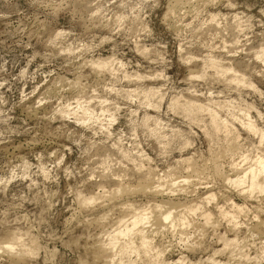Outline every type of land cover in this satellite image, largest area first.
Wrapping results in <instances>:
<instances>
[{
    "label": "rangeland",
    "instance_id": "1",
    "mask_svg": "<svg viewBox=\"0 0 264 264\" xmlns=\"http://www.w3.org/2000/svg\"><path fill=\"white\" fill-rule=\"evenodd\" d=\"M262 7L264 0H0V217L17 220L24 251L40 248L37 264H117L97 249L130 206L178 211L209 195L208 221L197 212L183 228L147 225L161 250L162 235L175 238L166 261L222 262L229 251L219 250L264 239L252 219L264 212L250 211L260 207L257 193L237 195L225 179L264 157ZM185 101L201 107L185 110ZM206 160L221 164L234 195L221 199L194 179ZM156 178L164 183L157 189ZM118 183L161 194L171 186L176 195L113 198ZM222 235L233 244L224 246Z\"/></svg>",
    "mask_w": 264,
    "mask_h": 264
},
{
    "label": "bare ground",
    "instance_id": "2",
    "mask_svg": "<svg viewBox=\"0 0 264 264\" xmlns=\"http://www.w3.org/2000/svg\"><path fill=\"white\" fill-rule=\"evenodd\" d=\"M105 65H106V62L101 61V62H97L96 67H103ZM212 66L214 65L212 64ZM218 71H221V73L225 74L229 71V69L225 68L224 70H218ZM230 79L241 81V78L233 73L231 74ZM146 94H148V92ZM175 105H177V103H175ZM195 105L196 104L193 103L192 101H185L180 104V107L188 111H191L193 108H196V106L201 107L200 105H196V106ZM211 121L213 122L214 127H218L219 122L217 123L215 114H211ZM222 125L224 126V123ZM245 126L249 130H255L254 128L255 126L249 121L245 123ZM246 159H247V156H243L241 158V161H245ZM184 160L187 162L188 159H184ZM233 168H234V176L232 174H231L233 176L232 178L225 176V179L229 184L233 185L234 187H237L239 191L245 193V195L247 196H251L252 194L258 193L260 191H264V157H261V156L257 157L252 162V164H249L248 166H245V167L235 166ZM149 173L152 175L151 171H149ZM166 175H169V173L165 174V176ZM146 176L147 175L143 176V178H147ZM158 178L160 179V177ZM159 179H157V185L156 186L154 185V188L156 187V189H157V186H162L164 184V183L162 184V182H160ZM119 183L117 185V189L121 188L119 186L120 185ZM166 188L168 190L171 189L172 191L176 190L172 188L171 186H167ZM212 198H213L212 195H209L202 202H199L196 204L184 205L178 211H174V206L172 205L165 206L164 204H161V203L148 204L146 205V207L144 206L142 208H136V207L130 206L129 208L130 214L128 213L129 215H126L128 216V218L127 219H123L122 217L119 218L116 221V224L113 230L109 232L106 231L107 239L103 241V244L100 242L101 243L100 247L99 248L97 247L98 257L99 256L101 257L109 256V258H111L112 260L113 255H115V257L117 258V262H118L122 257H125V256H132V258L134 256L135 258L136 255H138L139 252L143 250L145 253L148 254L149 257H155L156 264H159V261L161 259L163 260L165 259L163 256V250L154 246V244L152 243L150 234L151 232L153 233V229H156L159 227L160 228L161 227L162 228L171 227L173 229L177 227L178 228L186 227L191 223L189 219H187L186 215L195 214L197 212L198 214H201L202 217H204L205 221H208L210 219L211 213L204 208V205H205L204 202L207 203ZM92 199L93 197L90 196L86 198L85 200L84 199L83 200L85 201V203L88 202L87 204H89V202L92 201ZM233 207L235 211L237 212L242 210V208L238 205H233ZM220 213L224 215L229 214V212H226L224 210H220ZM234 213L235 212L231 213L230 215H234ZM149 224L150 226L151 225L154 226V228L151 227L153 229H151L150 232H149V229L146 228L147 225ZM12 236L13 234L9 235L8 238H12ZM220 239L223 241L224 246H227V245L229 246V244H231V241L233 240V239H228L227 237L223 235L220 236ZM157 252L162 253V256H157L156 255ZM207 259L211 261L210 264H217V261H214L212 256L208 257ZM167 262L168 264H195L194 261H190L184 256L179 257L176 261H173V262L167 261Z\"/></svg>",
    "mask_w": 264,
    "mask_h": 264
},
{
    "label": "clouds",
    "instance_id": "3",
    "mask_svg": "<svg viewBox=\"0 0 264 264\" xmlns=\"http://www.w3.org/2000/svg\"><path fill=\"white\" fill-rule=\"evenodd\" d=\"M51 2V0H49ZM60 3L68 7L72 4V0H59ZM142 2L151 6L152 4H159L163 6L164 0H142ZM261 18L264 19V7L261 9ZM194 179H201L203 184L210 186L215 189V195L221 199H227L229 196L234 195L226 188L222 182L221 176V164L216 160H206L203 164V169L199 177ZM247 191V190H246ZM171 194L175 196L176 193L171 189L166 193L153 192L151 189H134L128 186H123L113 190V198L120 196L129 199L139 198H154L161 197L162 195ZM237 195H245V193H237ZM247 198V197H246ZM255 199L260 205L259 208L256 205L252 206L257 212H264V191L258 192L255 196L251 197ZM247 219V217H246ZM252 219L257 220L262 228H264V220H260L258 215H254ZM18 227L17 220L12 218L0 217V264H37L36 257L39 255L40 248L35 245H30L31 251H24V245L27 241L22 238L17 239L15 229ZM31 229H29L30 231ZM12 232V238H7V233ZM195 234V233H194ZM264 235V233H262ZM199 238V237H198ZM195 243V242H193ZM175 244V238L168 239L166 236L161 237V246L164 251H168L169 248ZM241 247L238 251H230L228 249H221L219 251H229V257L222 262L217 264H264V239L254 241L251 237H246L240 241ZM183 247V245H181ZM255 250V256H249L248 251ZM157 256H162V253L157 252ZM115 259V258H113ZM117 264H156L155 257H149L143 250L136 255L135 258L132 256L122 257ZM159 264H168L167 261L161 259ZM195 264H205V261H195Z\"/></svg>",
    "mask_w": 264,
    "mask_h": 264
}]
</instances>
